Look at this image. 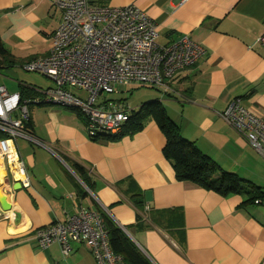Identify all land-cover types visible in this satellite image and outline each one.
Here are the masks:
<instances>
[{"label":"crops","instance_id":"crops-1","mask_svg":"<svg viewBox=\"0 0 264 264\" xmlns=\"http://www.w3.org/2000/svg\"><path fill=\"white\" fill-rule=\"evenodd\" d=\"M90 2L135 5L157 25L160 45L186 36L203 49L198 62L172 80V92L143 104L160 102L185 140L221 170L253 182L241 173L253 176L264 162L221 115L239 99L264 120V45L257 42L264 33V0ZM60 21L53 0H0L6 51L0 87L21 97L24 87L45 97L54 85L19 76L28 72L26 64L49 54ZM25 129L43 145L16 141L30 180L27 188L15 189L18 182L0 159V197L11 205L7 211L0 205V264H96L81 244L65 257L59 245L40 248L35 239L37 230L65 222L81 207L106 212L153 264H264L261 204L243 209L244 197L224 198L177 181L163 155L166 139L155 123L117 141L109 136L96 140L76 111L44 104L30 108ZM76 165L85 170L88 186ZM137 195L144 201L143 212L133 205Z\"/></svg>","mask_w":264,"mask_h":264},{"label":"built area","instance_id":"built-area-1","mask_svg":"<svg viewBox=\"0 0 264 264\" xmlns=\"http://www.w3.org/2000/svg\"><path fill=\"white\" fill-rule=\"evenodd\" d=\"M61 21L52 35L46 57L24 66L53 82L45 97L22 101L20 94H10L0 87V157L12 178L29 187L25 162L16 141L27 139L43 145L25 129L31 106L50 104L78 112L86 122L91 139L99 135L120 136L133 111L123 101L107 99L119 86L140 85L172 92L171 82L182 71L195 65L203 49L188 37L160 45L155 22L135 5L121 8L94 5L90 0H53ZM257 42L264 45V33ZM71 89L86 91L83 99ZM221 117L264 159V120L234 100ZM12 190V189H11ZM68 223H54L36 231L40 248L57 244L63 256L70 255L74 244H81L96 264H126L112 252L108 233L98 213L78 208Z\"/></svg>","mask_w":264,"mask_h":264},{"label":"trees","instance_id":"trees-1","mask_svg":"<svg viewBox=\"0 0 264 264\" xmlns=\"http://www.w3.org/2000/svg\"><path fill=\"white\" fill-rule=\"evenodd\" d=\"M5 58L6 51L0 39V64ZM21 88L23 89L22 101H33L39 98L34 91L26 90L24 87ZM28 122H26L25 126H27ZM150 122L155 123L159 127L166 139L163 155L171 163L177 181L191 183L204 190L213 191L224 198L235 195L245 197L246 199L244 198L245 200L241 205L243 209L264 203V188L258 187L251 181L243 180L236 174L221 170L215 162L203 154L193 143L188 142L181 136L179 126L168 117L164 107L158 101L149 102L137 109H133L121 135L117 137L109 136L108 139L117 141L123 136L143 132ZM105 136L99 135L95 139ZM5 138H7V135L0 131V140ZM75 170L88 186L89 181L85 170L77 165ZM77 190L79 193H84L83 189L77 188ZM132 202L137 210L143 212L144 201L141 195L135 196ZM96 212L101 217L108 233L110 248L113 253L123 256L126 264H153L106 212L100 208ZM140 218L141 216L139 215L138 219Z\"/></svg>","mask_w":264,"mask_h":264},{"label":"rangeland","instance_id":"rangeland-1","mask_svg":"<svg viewBox=\"0 0 264 264\" xmlns=\"http://www.w3.org/2000/svg\"><path fill=\"white\" fill-rule=\"evenodd\" d=\"M29 76H31V80L47 81L49 84L52 85V87L54 85L52 81H50L49 79L48 81L43 76V74L38 73V72H24L23 74L19 76V78L26 79ZM117 88H118V91L116 93L105 96V97L113 101H123L124 103L128 104L130 107L133 106L136 109L139 108L140 105H142L144 102H147L149 99L156 98V96H161L163 94L159 90L152 89V88H144V87H141L140 85H135V84L119 86ZM70 91H73L74 94L78 95L79 97L83 99L87 98L88 96V93L86 91H78L76 89H71ZM140 98H142L143 100H140ZM257 155L260 156L259 154ZM260 158L264 162V159L261 156ZM261 165H262L261 170L253 174V176L244 175L241 173L240 177L244 179H251L253 183L256 184L258 187L264 188V164L261 163ZM259 208L262 212H264V203Z\"/></svg>","mask_w":264,"mask_h":264},{"label":"water","instance_id":"water-1","mask_svg":"<svg viewBox=\"0 0 264 264\" xmlns=\"http://www.w3.org/2000/svg\"><path fill=\"white\" fill-rule=\"evenodd\" d=\"M21 187V183H17L16 186H15V189H19ZM0 205L2 206V208L4 210H10L11 208V205L7 202V198L6 197H0ZM123 231L129 236V238H131V236L126 232V230L123 229ZM131 240L138 246L140 247L132 238Z\"/></svg>","mask_w":264,"mask_h":264},{"label":"bare ground","instance_id":"bare-ground-1","mask_svg":"<svg viewBox=\"0 0 264 264\" xmlns=\"http://www.w3.org/2000/svg\"><path fill=\"white\" fill-rule=\"evenodd\" d=\"M106 136H109V135H106ZM0 159H2V157H0ZM90 211V210H89ZM92 212H94V211H92ZM97 213V212H96ZM72 216V215H71ZM70 217V216H69ZM69 222V219L67 218L66 219V221L65 222H63V223H68Z\"/></svg>","mask_w":264,"mask_h":264}]
</instances>
